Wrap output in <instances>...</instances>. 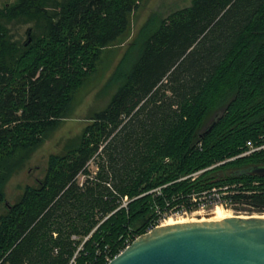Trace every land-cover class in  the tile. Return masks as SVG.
Returning a JSON list of instances; mask_svg holds the SVG:
<instances>
[{"label":"trees","instance_id":"trees-1","mask_svg":"<svg viewBox=\"0 0 264 264\" xmlns=\"http://www.w3.org/2000/svg\"><path fill=\"white\" fill-rule=\"evenodd\" d=\"M142 1L0 4V205L12 161L60 123ZM138 41L103 85L106 105L4 205L0 264H107L126 239L195 211L193 194L226 185L235 208L264 212V178L245 173L264 150L241 155L264 138V0H189L152 14L128 47Z\"/></svg>","mask_w":264,"mask_h":264},{"label":"rangeland","instance_id":"rangeland-1","mask_svg":"<svg viewBox=\"0 0 264 264\" xmlns=\"http://www.w3.org/2000/svg\"><path fill=\"white\" fill-rule=\"evenodd\" d=\"M10 0H0V4ZM189 3V0H143L139 8L133 12L129 18V24L125 33L110 47H107L102 51L101 59L97 65V69L93 75H91L83 85L73 93L69 108L66 114L61 119L60 123L44 133L41 143L35 147L31 152L20 153L13 162L18 164L11 171L9 177H7L3 183L2 191L4 193L5 201L0 205V215L5 210V204L14 203L22 194L26 186H34L38 180L42 178L48 158L50 155L59 154L64 145L71 139L77 137L82 129L88 122V116L96 110L103 108L113 89L105 91L103 85L109 78L117 62L121 57L127 53V57L122 63L121 71L126 70L128 64L133 62L137 57L140 49V42H136L132 47H128L146 21L152 14H158L159 16H165L170 11L183 7ZM29 25H23L16 27L18 35L24 39V32ZM95 160H90L87 163V169L90 171L91 176L96 172ZM84 179V175L80 174L77 177V181L81 183ZM209 208L205 212H193L192 214H176L168 216L165 220L171 218L177 219H189L196 216L197 213L207 215L211 209ZM226 208V207H224ZM237 208V209H236ZM230 209L233 215H260L263 213L247 211L236 207ZM214 212V211H213ZM213 214V213H211ZM162 221V223L165 222Z\"/></svg>","mask_w":264,"mask_h":264},{"label":"water","instance_id":"water-1","mask_svg":"<svg viewBox=\"0 0 264 264\" xmlns=\"http://www.w3.org/2000/svg\"><path fill=\"white\" fill-rule=\"evenodd\" d=\"M245 173L264 178V166ZM107 264H264V215L159 225Z\"/></svg>","mask_w":264,"mask_h":264},{"label":"built area","instance_id":"built-area-1","mask_svg":"<svg viewBox=\"0 0 264 264\" xmlns=\"http://www.w3.org/2000/svg\"><path fill=\"white\" fill-rule=\"evenodd\" d=\"M245 147H246V150H245V152H243L241 154L242 156L243 155H249V154L256 152V151L264 150V138L260 139V142H258V143L252 142L250 140L246 141ZM232 188H233V186L230 187V186L226 185V186H222L219 188H211L210 190L203 191V192L198 193V194H193L191 196V201L197 207L195 211L205 212L209 208H211L212 206L215 207L218 205L222 206V207H226V208L229 207L230 209L235 208L234 206H236L237 204L233 201V199L231 197V195L234 194V191L232 190ZM124 201H126V198H124ZM195 211H193V212H195ZM193 212H190L189 214H192ZM183 213L186 214L188 212H182V213L176 212V214H179V215L183 214ZM165 219L166 218L162 219L159 222V224L149 227L145 233L149 232L154 227L162 225V221H164ZM137 237L138 236L134 237L131 240L126 239L124 242V248L122 250H120L118 254H120L127 246H129L130 243ZM111 259H112L111 257H106V262L108 263ZM72 263H74V257L71 258V260L69 261L68 264H72Z\"/></svg>","mask_w":264,"mask_h":264},{"label":"bare ground","instance_id":"bare-ground-1","mask_svg":"<svg viewBox=\"0 0 264 264\" xmlns=\"http://www.w3.org/2000/svg\"><path fill=\"white\" fill-rule=\"evenodd\" d=\"M229 216H233V213L231 212V210L218 205V206L213 207L207 215L197 213L196 216H193L189 219L184 218V219L172 220L171 218H169L168 220H165V222L162 223V225L182 223V222H193V221L196 222V221H205V220H219V219L229 217ZM239 216H243V215H239Z\"/></svg>","mask_w":264,"mask_h":264},{"label":"flooded vegetation","instance_id":"flooded-vegetation-1","mask_svg":"<svg viewBox=\"0 0 264 264\" xmlns=\"http://www.w3.org/2000/svg\"><path fill=\"white\" fill-rule=\"evenodd\" d=\"M5 205H7V204H5Z\"/></svg>","mask_w":264,"mask_h":264}]
</instances>
